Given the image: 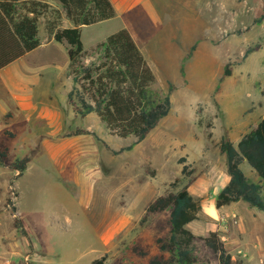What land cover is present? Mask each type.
<instances>
[{
  "label": "rangeland",
  "instance_id": "rangeland-1",
  "mask_svg": "<svg viewBox=\"0 0 264 264\" xmlns=\"http://www.w3.org/2000/svg\"><path fill=\"white\" fill-rule=\"evenodd\" d=\"M37 1L49 5L38 19L40 46L0 72V147L8 154L0 164V264L167 258L169 211L142 218L153 200L189 178L201 206L188 225L199 263L218 264L203 243L216 232L233 262L264 264L251 253L262 251L254 243L264 247L250 234L252 208L214 203L228 181L220 141L236 145L264 118V0H109L113 18L80 28L86 63L97 60V44L125 29L155 76L152 89L169 94V114L138 144L109 135L94 113H73L67 95L77 83L66 48L47 33L72 25L54 0ZM24 157L27 168L16 177L9 164ZM183 165L193 170L189 178ZM240 169L264 199V181L246 162ZM8 248L20 255L6 256Z\"/></svg>",
  "mask_w": 264,
  "mask_h": 264
},
{
  "label": "trees",
  "instance_id": "trees-1",
  "mask_svg": "<svg viewBox=\"0 0 264 264\" xmlns=\"http://www.w3.org/2000/svg\"><path fill=\"white\" fill-rule=\"evenodd\" d=\"M54 1L73 26L47 28L53 41L65 46L67 72L77 83L67 95L73 113L81 117L94 113L109 135L122 140L131 138L135 144L142 142L169 114V94L161 97L152 89L155 76L125 29L97 44L92 50L97 60L86 63L87 53L81 42L80 28L113 18L115 11L109 0ZM48 8V4L37 0H0V70L40 46L38 19ZM252 51L247 49L244 58ZM228 76L229 71L225 70L224 77ZM218 150L225 158L228 181L214 198L216 209L243 202L264 214L260 186L249 181L240 169L246 162L264 181V118L242 135L236 145L221 140ZM7 160V150L0 147V164H6ZM28 162L26 157L17 159L8 168L20 177ZM184 162L185 158L179 160V164ZM192 171L189 165H183L181 176L189 178ZM193 182L194 178H189L176 192L160 195L147 206L142 221L149 214L168 210L170 227L168 239L161 245L168 257L153 258L149 264H200L195 255L196 238L188 229L190 223L198 220L201 210L199 201L188 191ZM11 209L15 210L14 207ZM14 226L21 228L17 218H14ZM203 243L215 255L218 264H236L216 232H210ZM104 263L105 256L91 264Z\"/></svg>",
  "mask_w": 264,
  "mask_h": 264
},
{
  "label": "crops",
  "instance_id": "crops-1",
  "mask_svg": "<svg viewBox=\"0 0 264 264\" xmlns=\"http://www.w3.org/2000/svg\"><path fill=\"white\" fill-rule=\"evenodd\" d=\"M73 26H71V27H69V28H72ZM68 28V27H67ZM25 56V55H24ZM23 56V57H24ZM22 58V57H21ZM20 58V59H21ZM19 60V59H18ZM15 62H17V60L15 61ZM19 62V61H18ZM17 62V63H18ZM16 64V63H15ZM11 65V64H10ZM10 65H8L7 67H5V68H3V69H1L0 70V72L2 71V72H4L5 73V71L8 69V68H10L12 65H14V62L12 63V65L10 66ZM17 77L16 76H14V77H11L10 79H11V81H13V80H15ZM22 107L24 106V104H22L21 105ZM256 210V209H255ZM255 210H253V208L251 209V210H248V213L250 214V218L252 219V222H256L257 224H254V225H252L251 226V231H250V234H251V236L252 237H254V238H257L258 240H260L261 241V243L263 244V246H264V218L257 212V211H255ZM237 215H238V217L239 218H243L242 217V215H244L243 213L242 214H239V213H237ZM242 232H248V230H246L245 228H243V230H241V233ZM252 247H254V248H258L259 247V249H262V251H258V249L257 250H252L251 251V253H256V252H258V253H261V258L262 259H264V247L262 248L261 247V245L259 244H253L252 245ZM20 254L18 253V252H16V251H12L11 249H9L8 248V250H7V252H6V256H19ZM4 264H11V262H9V261H7V260H5V262H4ZM13 264V263H12Z\"/></svg>",
  "mask_w": 264,
  "mask_h": 264
}]
</instances>
